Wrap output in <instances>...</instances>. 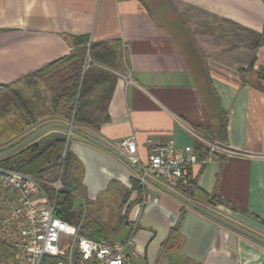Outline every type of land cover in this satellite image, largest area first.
<instances>
[{
    "label": "crops",
    "instance_id": "obj_1",
    "mask_svg": "<svg viewBox=\"0 0 264 264\" xmlns=\"http://www.w3.org/2000/svg\"><path fill=\"white\" fill-rule=\"evenodd\" d=\"M263 33L264 0H0V85L67 56L70 38L118 43L109 122L85 134L116 151L131 138L142 164L153 145L194 152L192 180L216 205L169 190L264 238ZM205 142L228 151L201 164ZM68 147L83 170L84 207L105 192L118 198L117 242L131 237L134 263L264 264L263 246L151 178L141 184L136 168L73 134Z\"/></svg>",
    "mask_w": 264,
    "mask_h": 264
},
{
    "label": "trees",
    "instance_id": "obj_2",
    "mask_svg": "<svg viewBox=\"0 0 264 264\" xmlns=\"http://www.w3.org/2000/svg\"><path fill=\"white\" fill-rule=\"evenodd\" d=\"M255 36L259 45L264 33ZM70 45L67 56L24 78L0 85V152L49 123L71 124L85 133L109 122L107 109L120 69V45L90 43L86 37L70 38ZM256 76L263 79L264 70L259 68ZM224 133L222 126L220 135ZM68 138L65 129L53 128L1 157L0 165L27 175L60 172L65 188L57 198L56 217L69 225H80V236L100 240L105 238L106 228L98 220H86L81 210L73 207L74 196L82 202L86 199L83 170L69 151ZM201 156L202 160H208L214 154L209 155L205 149ZM132 184L140 190L139 182L132 180ZM178 189L189 199H203L210 205L217 203L216 197L199 190L194 180Z\"/></svg>",
    "mask_w": 264,
    "mask_h": 264
},
{
    "label": "built area",
    "instance_id": "obj_3",
    "mask_svg": "<svg viewBox=\"0 0 264 264\" xmlns=\"http://www.w3.org/2000/svg\"><path fill=\"white\" fill-rule=\"evenodd\" d=\"M89 63L87 59L86 68ZM205 143L209 155L228 151L216 142ZM118 151L136 168L141 184L149 177L170 190L187 186L192 166L199 163L194 152L171 143L151 146L147 164L140 162L131 138L120 141ZM64 188L60 172L27 175L0 165V264H136L126 254L132 246L130 236L124 242L88 239L80 236V225L56 217L57 198Z\"/></svg>",
    "mask_w": 264,
    "mask_h": 264
},
{
    "label": "water",
    "instance_id": "obj_4",
    "mask_svg": "<svg viewBox=\"0 0 264 264\" xmlns=\"http://www.w3.org/2000/svg\"><path fill=\"white\" fill-rule=\"evenodd\" d=\"M53 128H63L65 129V131L67 132V135L69 136L70 134L76 135L80 138H82L83 140L93 144L94 146L106 151L107 153L111 154L112 156L116 157L117 159H119L120 161H122L124 164H126L128 167H130L131 169L135 168L129 163V161L118 151L114 150L113 148L107 146L106 144L100 142L99 140L93 138L92 136L85 134L81 131L75 130L74 128H72V125H62L60 123H49L37 130H35L34 132H32L29 136H27L26 138H24L23 140H21L19 143L15 144L14 146H12L11 148H8L4 151L0 152V158L4 157L8 154H10L11 152L19 149L20 147L24 146L25 144H27L28 142H30L31 140H33L34 138L38 137L39 135L53 129ZM155 186H157L159 189H161L162 191H164L165 193H167L168 195L176 198L177 200H179L180 202H182L183 204H185L186 206L192 208L193 210L203 214L204 216L214 220L215 222L229 228L230 230L256 242L257 244L261 245L264 247V238L222 218L221 216L205 209L202 208L194 203H192L191 201H189L188 199L182 198L180 196H178L177 194H175L174 192L170 191L169 189L153 183Z\"/></svg>",
    "mask_w": 264,
    "mask_h": 264
},
{
    "label": "rangeland",
    "instance_id": "obj_5",
    "mask_svg": "<svg viewBox=\"0 0 264 264\" xmlns=\"http://www.w3.org/2000/svg\"><path fill=\"white\" fill-rule=\"evenodd\" d=\"M216 143L222 149L227 150L226 146L221 145V143L219 144V142ZM205 146L207 148L206 144ZM72 202L73 207L81 210V212L85 215L86 220H98L100 224L106 228V239L117 242L124 235L123 230L122 232L118 230L120 213L118 211V198L115 195L110 194V192H105L101 195H98L93 201L87 202L85 207L78 196H74ZM114 227L116 230L110 229H114Z\"/></svg>",
    "mask_w": 264,
    "mask_h": 264
}]
</instances>
